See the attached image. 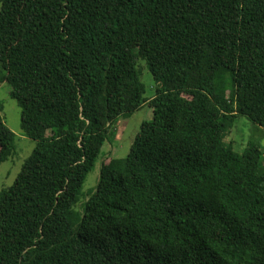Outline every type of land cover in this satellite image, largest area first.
Here are the masks:
<instances>
[{"label":"trees","instance_id":"obj_1","mask_svg":"<svg viewBox=\"0 0 264 264\" xmlns=\"http://www.w3.org/2000/svg\"><path fill=\"white\" fill-rule=\"evenodd\" d=\"M0 84L36 143L0 192V264H264V0H0ZM154 80L147 97L141 63ZM149 106L126 158L120 117ZM0 113V166L16 154Z\"/></svg>","mask_w":264,"mask_h":264},{"label":"rangeland","instance_id":"obj_2","mask_svg":"<svg viewBox=\"0 0 264 264\" xmlns=\"http://www.w3.org/2000/svg\"><path fill=\"white\" fill-rule=\"evenodd\" d=\"M1 9V6H0ZM142 81L147 89V97L154 95V80L145 65L141 63ZM0 113L6 125L16 136V154L7 162L0 166V192L13 185L20 174L26 159L32 154L36 143L29 139L24 133L21 125L22 109L18 103L10 96L8 84H0ZM153 111L149 106H144L130 117H120L109 131V140L104 146L102 154L98 160L95 171L91 173L82 189L79 202L75 207L78 210L84 202V197L93 190L99 180L101 163H109L111 158H126L131 150L137 134L145 121H151ZM255 136L264 147V130L256 129L245 117L237 119L231 131L228 141L234 142V149L242 154L247 148L250 138Z\"/></svg>","mask_w":264,"mask_h":264}]
</instances>
